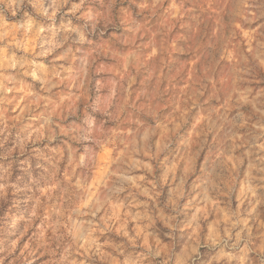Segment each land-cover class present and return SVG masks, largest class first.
I'll list each match as a JSON object with an SVG mask.
<instances>
[{"label": "clouds", "instance_id": "9594fccd", "mask_svg": "<svg viewBox=\"0 0 264 264\" xmlns=\"http://www.w3.org/2000/svg\"><path fill=\"white\" fill-rule=\"evenodd\" d=\"M0 264H264V0H0Z\"/></svg>", "mask_w": 264, "mask_h": 264}]
</instances>
